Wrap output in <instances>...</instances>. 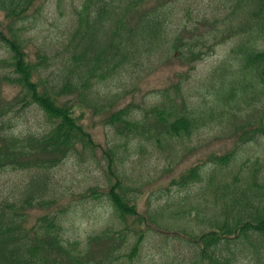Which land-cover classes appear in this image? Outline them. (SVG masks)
<instances>
[{
	"label": "rangeland",
	"instance_id": "374dc122",
	"mask_svg": "<svg viewBox=\"0 0 264 264\" xmlns=\"http://www.w3.org/2000/svg\"><path fill=\"white\" fill-rule=\"evenodd\" d=\"M84 1H41L36 12H30L28 19L16 25L32 60L37 49L47 53L48 64L40 68V76L50 84L60 82L62 60L71 48L66 47L72 26L69 22L75 19ZM160 4L171 10L165 47L156 51L142 71H123L94 83L93 107L75 111L78 123L94 145L90 149L75 145L56 167L47 171V198L53 202L51 205L18 210L23 214L22 228L29 239L43 237V221L48 217L55 222L48 231L62 245L70 244L72 253L89 264H190L194 250L183 239L186 233L200 234V229L207 226L194 222L190 213L175 218L167 211L164 216L155 211L170 201L177 207L190 204L187 209L192 204L212 208V203L210 196L202 192V182H193L184 189L173 182L199 164H206L202 170L205 177L212 168L207 163L211 156L236 151L237 165L227 174L224 171L233 181L236 176L232 174L238 172L242 160L262 158L264 154L262 136L245 145L238 142L241 124L245 122L242 120L247 116L252 119L246 121L255 120L260 99L236 105L234 100L225 102L222 89L241 63L242 56L235 48L241 39L246 40L237 31L246 8H236L239 12L236 10L234 15L241 21L228 17L213 22L215 18L222 19L217 16L224 17L225 12H219L218 4L210 0H145L139 10L128 14V25L134 26L141 13ZM3 24L4 12L0 11V28ZM252 43L255 49L264 48V39ZM189 49L201 52L200 59L190 63L186 59ZM8 57L0 44V60ZM5 73L11 71L0 68V75ZM18 92L16 85H0L4 103ZM154 107L163 111L167 122L189 112L199 125L188 135L168 136L151 113ZM210 108L214 112H207ZM122 109L127 112L128 122L140 124L138 133L126 131L122 124L108 123L109 117ZM200 116L204 119L201 124ZM4 118L11 120L3 132L17 138L41 137L52 127L34 105ZM107 158L113 159L111 169ZM34 172L36 169L0 170V201H17V186ZM112 174L122 181V189L137 207L138 216L121 218L114 210L106 195L114 182ZM62 253L52 249L43 256L51 263L68 264ZM245 255L234 264H252Z\"/></svg>",
	"mask_w": 264,
	"mask_h": 264
},
{
	"label": "trees",
	"instance_id": "16d2710c",
	"mask_svg": "<svg viewBox=\"0 0 264 264\" xmlns=\"http://www.w3.org/2000/svg\"><path fill=\"white\" fill-rule=\"evenodd\" d=\"M41 1L44 0H0V11L4 12L0 44L9 54L8 58L0 60V68L11 71V74L0 75V85L6 83L19 88L16 96L6 103L0 99V170L36 169L17 186V201H0V264H66L51 263L43 256L52 249L63 252L68 264H89L72 253L70 244L62 245L57 236L48 231L47 228L55 227V222L48 217L43 221L45 226L42 229H46L43 237L36 235L35 239H29L22 228L23 214L18 210L24 212L53 203L47 198V171L56 167L75 145L84 149L94 145L91 136L78 123L75 111L93 107L95 100L91 94L96 81L119 72L142 71L144 66L147 67L156 51L162 50L168 42L166 32L171 10L165 4L154 6L141 13L136 24L131 26L128 25V14L134 9L139 10L145 0H85L76 11L75 19L69 22L72 26L66 47L71 48L62 60L60 82L54 85L40 76V68L48 64L47 53L37 49L35 60H32L16 27L28 19L30 12H36ZM210 1L218 4L219 12H225L224 17L217 16L222 19L215 18L213 22L228 17L241 21L234 15L236 10L239 12L236 8L239 5L246 8L244 21L237 26V31L246 38L241 39L235 48L242 56L241 63L230 73L233 77L222 84L225 102L234 100L238 105L240 102L261 101L260 108L255 110L259 113L255 120L246 121L252 119L251 116L242 120L245 122L241 124L238 142L245 145L257 136L264 137V48L255 49L252 43L258 38L264 39V0ZM205 19L209 22L208 18ZM195 53L189 49L186 59L190 63L200 59L201 52ZM33 105L50 121L52 127L48 132L41 137L24 138L3 132L11 120L4 118L7 114H20ZM152 111L157 116V125L164 128L168 136L188 135L199 125L189 112L167 122L162 110L154 107ZM207 112H214V109ZM126 115L122 109L112 114L108 123L122 124L126 131L138 133L140 124L128 122ZM199 121L200 124L204 121L202 116ZM156 140L159 141L158 137ZM108 153L109 157L111 152ZM107 161L111 169L113 159L107 158ZM207 163L212 168L207 170L205 177L202 170L206 164H199L182 174L173 185L184 189L193 182H202V192L210 196L212 208L192 204L187 209L190 204L177 207L170 201L155 213L164 216L167 211L175 218L190 213L194 222L207 226L205 230L200 229V234L186 233L183 239L194 250L190 264H234L246 253L250 263L264 264V154L262 158L242 160L238 172L232 174L236 176L233 181L225 176L224 171L227 174L228 169L230 172L237 165L236 151L211 156ZM112 177L114 182L106 195L114 210L121 218L138 216L137 207L122 189V181L113 174Z\"/></svg>",
	"mask_w": 264,
	"mask_h": 264
}]
</instances>
